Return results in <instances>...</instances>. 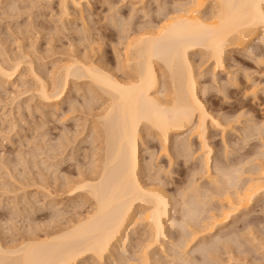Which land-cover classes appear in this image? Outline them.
Masks as SVG:
<instances>
[{
  "label": "rangeland",
  "instance_id": "obj_1",
  "mask_svg": "<svg viewBox=\"0 0 264 264\" xmlns=\"http://www.w3.org/2000/svg\"><path fill=\"white\" fill-rule=\"evenodd\" d=\"M59 1L0 0V61L7 62L10 59L25 55L32 59V68L36 74L39 73L38 76L41 75L42 79L49 85H51V80L56 77V73L58 74L66 61L68 62V59L74 54L87 55V59L91 61L95 59L94 63L97 65L102 63L100 66L105 67L110 72L112 71V74H117L116 77H123L124 73L127 72V70H122V66L125 67L126 65V60L123 59L126 56L125 47L129 40L133 39V37L135 38L144 29L148 30L152 26L160 25L162 16L173 15L174 10L178 11V8L182 9L187 6L186 0H80L83 12L82 16L81 14L79 15L83 19L81 17H79L81 19H78L76 17L79 16L78 12L75 13L70 7L73 10H70L72 15H75L72 16L75 20L73 19V21L71 17V24L69 25L67 22L69 20L59 15ZM160 9L163 10L161 11ZM212 9L211 5H207L203 8L201 14L207 16L214 11ZM118 18H121V20ZM65 20L69 27L66 25ZM117 20L121 21L120 23L123 25L120 26V28L122 27L120 31L130 23L129 31H125L123 36H120L123 31L121 34L119 33V25L117 24L119 22ZM123 20L127 22L125 23ZM80 22L85 23L83 25L89 27L90 34H86L87 32L83 30L86 27ZM113 24L118 29H115ZM63 26L67 28L65 29ZM81 28L82 32L80 31ZM125 30H127V27ZM83 31L85 34H83ZM87 31L89 32L88 29ZM259 37L248 47L249 54L246 51L227 53L225 70L214 73L215 75L212 74L211 61L205 57L206 55L204 56V53L197 51L189 54L197 85L199 84L198 95L202 98L201 100L207 111L222 126L228 120L238 117L235 119L238 120V124L236 123L237 121L232 120L234 124L231 123L232 121L230 122L234 129L226 128L225 132L220 130L223 129L222 126H216L218 127L216 128L211 121L207 120L206 137L212 151L209 154L211 168L214 167L213 164H216V161H218L217 164L219 163L218 166L224 165L223 167L226 170L231 163H233L234 167H237L235 166L236 161L240 164L243 163L242 161L247 160L244 163V169L242 166L237 167L239 168L238 170L242 171L243 169L246 172V174H243L242 171V174H239L242 179L240 183L242 181L246 183L247 178H250L249 180H256L253 182L261 187L260 194L254 198L248 209L249 211H246L248 214L232 218L235 220H230L228 224L220 226L221 228L217 226L216 229H213L216 234L213 232L211 235H207L208 232L204 230L205 233H203L200 228L202 232H200L201 234L197 233V236L195 235L196 238H193V242L188 239L186 251L181 244H178L183 251L188 253V256H184L189 257L188 259L186 258L191 261L189 264H201L202 262H205L204 264H264V189H262L264 188V185H262L264 183V163H262L264 161L262 159L264 158V153H262L264 149H261L262 145H264V139L262 141L260 139L264 138V37ZM26 67V65L21 67V76H17L11 84H5L0 79V242L8 248L17 246L25 241V238L32 235H40L39 237L42 238L46 232L63 229V227L73 223L80 216H85L92 208V201L85 192L80 193V190L77 191V189L75 191V186H77L79 181L86 179L87 176L91 177L92 173L95 175L99 171L103 153L101 151L103 149V140H101L102 142L100 141L99 136L101 134L96 126V120L105 104L106 97H104V94L93 86L91 88L90 84H88L90 86L88 87L87 83L89 82L86 79L75 82H72L71 79L70 84H73H71L72 87L69 85L70 89L68 88L64 101L60 103V107L58 106L56 111H52L39 100L37 96L38 82L34 80L29 70H27L28 67L27 69ZM121 73L123 74L121 75ZM159 76L162 84L164 76ZM231 77L236 78V82L229 80ZM74 83L76 84L74 85ZM251 84L257 86L256 95L246 92L247 86H252ZM93 89L98 90L97 93ZM247 128L248 131H246ZM143 131L142 134H145H143L144 146L139 149L140 157L142 158L141 163L144 165L145 160L149 162L152 158L151 161H153L152 163L155 166L153 171L156 168L154 171L156 172L155 177L162 180L164 184L166 183L167 193L171 199H175V204L183 197H187L189 200L190 195L188 194L192 192L188 188L191 182L189 184L187 182L191 175L190 167L193 168L195 166L196 170L198 168L201 170V166L198 167L197 165L201 164V155L204 152L201 151L196 133L191 134L192 136L190 135L191 137L189 138L192 152L190 150L191 153H188L191 155L188 154V157L183 159L174 158L173 163L169 164L168 158L159 154L160 145L158 140L150 138L152 134L149 135V131V134L147 133L149 136L145 133L146 130ZM186 132L188 133V131ZM186 132L178 137L187 139L189 134ZM248 132H250V135ZM244 139L247 140L243 141ZM226 146L229 148L226 149ZM223 154H225L226 158ZM183 161H187L186 164ZM223 161L227 162L224 164ZM249 161L251 162L250 164L248 163ZM226 163H230V165L228 164V166ZM211 170L213 173V168ZM228 170L229 168L226 171ZM230 170L234 171L233 167ZM230 170L228 172H231ZM199 174L194 181L197 178V182L200 185L195 182L197 184L193 183V186H200L199 189L203 187L204 190L205 187L206 190L210 189V186L207 188L208 181L203 176L204 174L200 176ZM201 176L203 177L200 178ZM203 189L200 190L203 195L202 198L201 194L199 195L201 200L198 198V202L203 201L204 210H207L201 211L204 212V214L202 213L204 217L200 216L201 219L206 221L205 225H201L205 227L208 225V219L204 218H209L211 214L219 213L221 208H225L226 205L225 202H222V199H218L219 196L216 197L214 195L215 197H213L210 191H208L210 195H206L207 193H203ZM210 196L214 199L212 200ZM207 203L208 206L206 205ZM202 204L200 203V208ZM180 205H178V208L176 206L177 213L181 212ZM176 216L175 214L173 217ZM180 216L181 214L177 216L178 220H181ZM144 225V221H142L141 224H138V227L136 226L137 228L134 227L130 230L129 239H131H128V243L126 241L127 244L125 243L124 245L126 253L122 254V260L121 254L119 255L116 252L113 260L108 259L104 264H131L128 260H131L130 258L133 255L132 259L140 256V251H137V256L134 253L140 247L139 243L136 242H138L139 237L145 231V229H142ZM188 226H190L189 231L195 232L199 230L193 224ZM177 228L175 227L174 229L176 230ZM174 229L168 230L170 242L173 245L179 243L180 239L178 237L182 238L185 234L184 232H186L185 230L181 232V228L179 229L180 232L178 229V231H173ZM132 230H135L134 233ZM134 234H138L139 237ZM139 234L142 235L140 236ZM185 237H188L187 232ZM136 238L138 239L136 240ZM171 238L175 241L177 240V242L173 239L174 242H172ZM181 240L184 241V238ZM177 248L175 247L173 252L169 251L168 253L172 252V255L175 254L176 257H179L183 251L180 250L181 248ZM194 249L196 250L195 254L192 252ZM202 249H206L207 252L201 251ZM199 250L202 253L204 252L201 254H205L206 261H204V257L202 261ZM162 255L164 256L165 254H161L159 250H150L148 256L149 259H152L147 264H179L181 261L177 262L176 258L168 260V257L167 259L164 258L166 255L164 257ZM169 255L171 253L167 256ZM185 257L183 260H186ZM125 259L127 260L124 261ZM114 260L115 262H112ZM82 264L94 263L89 259V261H84Z\"/></svg>",
  "mask_w": 264,
  "mask_h": 264
},
{
  "label": "bare ground",
  "instance_id": "obj_2",
  "mask_svg": "<svg viewBox=\"0 0 264 264\" xmlns=\"http://www.w3.org/2000/svg\"><path fill=\"white\" fill-rule=\"evenodd\" d=\"M81 1H59V15L69 20L67 21L69 25L71 24L70 18L75 16L72 15L71 11L74 10L75 13L78 12V15L81 14L82 16ZM186 1V8L182 4L184 8H178V11L174 10L173 15L162 16L163 18L160 25L152 26L149 29L147 28L148 30L144 29L146 31L143 30V32L138 33L136 31L138 35L136 36L134 34L136 37H133L131 40H129V37L126 35L129 42L125 47V51L127 52L123 60H126V65L125 67L122 66V70H127V72L124 73L125 75H123V77H116L117 74H112V71L110 72L106 70L105 67H101L100 65L102 63L97 65L94 63L95 59L91 61L87 59V55H85V57L84 54L81 55L79 52L80 55L74 54L71 58L69 57L70 55L68 56L70 59H68V62L66 61L65 64L63 63L64 65L61 70H59L58 74L56 73V77L54 79L52 78L51 85L46 83L41 75L38 76L39 73L36 74L32 68V59H29V57L25 55L10 59L7 62L0 61V79L5 82V84H11L12 81L20 75L21 67L26 65L28 67V69L27 67L26 69L29 70L34 80L38 82L37 96L39 100H41L47 108L52 109V111H56L58 106L60 107V103L64 101L68 88L70 89L71 84H73H70L71 79L72 82L86 79L89 82L87 86L90 84L91 88L92 86L95 87L106 97L104 107H101L102 111L98 114L96 120V126L101 134L99 136L100 141L103 140V142L101 141L103 147L101 150L103 152H101V166L100 168L98 167L99 171L96 170L97 173L95 172V175L92 173L91 177L87 176L86 179L82 178V181L78 180L79 182L77 186H75V191L77 189V191L80 190V193L85 192L91 199L92 208L85 216H80V218H77L73 223L63 227V229H55V231L51 230V232H46L43 234L42 238L39 237L40 235H32L27 238L24 237L25 241L22 240L23 242H19L20 244L11 248L2 245L0 242V264H82V262L89 261V259L92 260L94 264H104L108 259L113 260V257L116 256V252H118L119 255L121 254L122 260V254L126 253L124 245L126 241L128 243L131 239H129L131 235L129 234L130 230L136 226L138 227V224H141L142 221H144L145 224L144 228H142L145 229L144 233H142L143 235L141 234V236L139 234L141 236L139 237L138 234H134L136 237H139V239L136 238V240L138 239L136 243H139L140 246L139 249H136V253L134 254L136 255L138 253L137 251H140L141 255L132 259V257H134L133 255L128 262H131V264H147L148 261L152 259H149L148 256L150 250L155 249L156 251L159 250L161 254H165V257L162 255L165 259H167V257L168 260L176 258L177 262L181 260L179 264H183V262H187L189 258L185 257L188 256V253L185 252V248L188 245L187 243L189 240H194L197 233L203 230V233L208 232L207 235H211L213 232L215 233L213 229H216L217 226L226 225L230 220H235L232 218L246 215V211L251 206L254 198L256 196L258 197L260 194L261 187L253 182L256 180H249L250 178H247V180L245 179L246 183L243 181L241 182L243 184L240 183L242 179L240 178L241 175L239 177V174H242L244 163L247 161L245 159V161H242L243 163L240 164H238V161H236L237 163L235 162V166L243 167V169L240 167L242 171L238 170L239 168L234 167L233 163H231L234 169V171H232L230 170V168H232L230 163H226L230 165L227 169L229 168L231 172H228L229 170L226 171L227 169L225 170V167H223L224 165L220 167V165L218 166L219 163L217 164L218 161H216V164H213L214 167L212 168L214 172L212 173L209 155L212 151L206 137V130L208 127L207 120L211 121L215 127H220L222 124L207 111L201 100L202 98L198 95L199 84L197 85L189 54L197 51L202 54L204 53V56L206 55L205 57L211 61L212 74L225 70L227 53L232 51H246L249 54L248 47L254 40L260 38L259 36L264 37V7H262L264 6V0ZM207 5H211L214 11L205 16V14L202 15L201 12H203V8ZM70 7H72L73 10H71ZM74 12L73 14H75ZM81 16L79 15L76 17L81 19ZM110 17L112 18V16ZM73 19L74 17H72V20ZM118 19L121 20V18ZM117 21L119 22L117 23L119 25V33L121 34L123 31L120 36H123L125 31H129L128 28L130 23L120 31L122 28H120V26L123 25L120 23L121 21ZM123 22L126 23L127 21L123 20ZM80 23L82 25L85 24L82 22ZM113 23H115V21H113ZM68 24L66 23V25ZM66 25L64 24V26ZM64 26L63 28L66 29L67 27ZM84 27H86V29H83L87 32L86 34H90L89 27H87V25ZM113 27L118 29L114 24ZM126 27L127 30H125ZM80 31L82 32V28ZM84 31L83 34H85ZM122 74L123 73H121V75ZM159 75L164 76L162 84ZM212 77L214 76L212 75ZM235 79L236 78L231 77L229 80L236 82ZM75 84L76 83H74V85ZM251 85L252 86L248 85L247 89L245 88L247 90L246 92L256 95L257 86H255V84ZM95 91L96 90H94V92ZM94 95L96 94L94 93ZM237 118L236 116V118L232 120L235 122L237 121L236 123L238 124V120H235ZM232 120H228L226 122L227 124L224 123L225 125L222 126L223 129L220 130L225 132L226 128H233L231 126L232 124H230ZM233 121L231 123H233ZM248 128L246 131H248ZM143 130H146V134L148 131L150 133H148L149 135L152 134L150 138L158 140L160 145L159 154L168 158L169 164L173 163L174 158L183 159L188 157V154L191 155L190 153L192 150L190 149L191 144L189 143V138L193 133H196V137L199 141L198 143H200V148L202 149L201 151H204L201 155V164L197 165L198 167L201 166V170L197 167V171L195 166L193 168L190 167L192 171L190 169L191 175L187 182L188 184L191 183L189 184L190 187H188V185L187 187L190 188L192 192L188 194L190 195L189 200L187 197L182 198V195V199H178L179 202H182L179 203L177 202L178 200L175 201L178 205H182H180L181 212L179 211L181 220L177 218V216L180 215L177 213V208L179 206L174 203L175 199H171L168 195L167 189L165 188L167 187L165 186L166 183L164 184L162 180L155 177L156 172L154 171L156 168L153 171L155 166L152 163L153 161H151L152 158L149 162L145 160L144 165L141 163L142 158L140 157L139 149L144 146ZM186 131H188V133ZM184 132L189 134L188 137L186 136L187 139L178 137ZM249 133L250 132H248V134ZM238 137H240V135H238ZM260 139L262 141L264 138ZM227 148L229 147L226 146V149ZM261 149H264V145H262ZM223 156L225 157V154H223ZM183 162L186 164L187 161ZM259 162L261 163V161ZM248 163L250 164L251 162L249 161ZM262 163H264V161H262ZM244 173L246 174L245 171H243V174ZM198 174L199 176L204 174L203 176H205L206 181H208L207 188L210 186V189L206 190L205 187L204 190L203 187L199 189L200 186H193V183L197 182V178L196 181L194 180ZM144 178L146 179L144 180ZM262 185H264V183H262ZM202 189L203 193H207L206 195H210L208 192L210 191L213 197H215L214 195H216V197L219 196L218 199H222V202H225L226 205L225 208L221 206L223 208H221L219 213L211 214L209 218H204L210 221H207L208 225L205 227L201 225H205L206 221L201 219L200 216H202V213L204 214V212L201 211H205L206 209L204 210L203 201L198 202V198L201 200L199 195ZM72 191H74V189H72ZM202 195L203 194L200 195L201 198ZM212 196L210 197L212 198ZM213 199L214 198H212V200ZM200 203L203 208L199 207ZM206 205L208 206V203ZM206 205L205 207H207ZM175 214L177 216L173 217ZM202 217H204V215ZM190 223L199 230L195 232L189 231L190 226L188 225L192 226ZM175 227H178V230L181 228V232L185 230L187 236L190 238L185 237L186 232H184V236L181 235L184 241L181 240L182 238L178 237L180 239V241L178 239L179 243L174 245L173 243L171 244L168 230L174 229ZM186 227L188 228L186 229ZM177 229L173 231H178ZM186 238L187 240H185ZM172 239L173 238H171V240ZM173 240L172 242L175 241ZM175 242H177V240ZM168 244L169 248L167 247ZM178 244H181L185 251H183L182 247ZM174 246L181 248L180 250L183 251L179 257H176L175 254L172 255L173 249L175 248ZM200 247H202V245ZM227 247L229 248V246ZM180 250L178 251L181 252ZM169 251H172L170 252L171 255H169L170 258L167 256L170 254L168 253ZM195 251L194 249L192 252L195 254ZM201 251L207 252L206 249H202ZM201 253L202 252H200V254ZM202 254L200 256H202L203 261V257L205 258L206 256ZM182 255L183 257L181 258ZM184 257L187 259L183 260ZM206 259L207 258H205L204 261H206ZM126 260L127 259L124 261ZM112 262H115V260ZM186 262H184V264H189L191 261Z\"/></svg>",
  "mask_w": 264,
  "mask_h": 264
},
{
  "label": "snow or ice",
  "instance_id": "obj_3",
  "mask_svg": "<svg viewBox=\"0 0 264 264\" xmlns=\"http://www.w3.org/2000/svg\"><path fill=\"white\" fill-rule=\"evenodd\" d=\"M262 7H264V6H262Z\"/></svg>",
  "mask_w": 264,
  "mask_h": 264
}]
</instances>
